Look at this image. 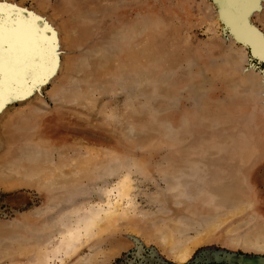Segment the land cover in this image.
Wrapping results in <instances>:
<instances>
[{"label":"rangeland","instance_id":"374dc122","mask_svg":"<svg viewBox=\"0 0 264 264\" xmlns=\"http://www.w3.org/2000/svg\"><path fill=\"white\" fill-rule=\"evenodd\" d=\"M240 1L222 0L236 25ZM0 6V264L36 250L47 264L264 252L263 214L243 207L264 204V59L214 0ZM245 7L264 40V0ZM78 225L82 242L59 251Z\"/></svg>","mask_w":264,"mask_h":264},{"label":"bare ground","instance_id":"6f19581e","mask_svg":"<svg viewBox=\"0 0 264 264\" xmlns=\"http://www.w3.org/2000/svg\"><path fill=\"white\" fill-rule=\"evenodd\" d=\"M224 7V6H223ZM225 9V8H224ZM231 22V21H230ZM238 30H239V32L243 35V37H246L247 39L249 38L248 36H247V33L243 30L242 31V29L240 28H238ZM249 40V39H248ZM250 41V40H249ZM260 42V41H259ZM261 43V42H260ZM255 45H258L259 46V44L257 43V42H255L254 41V47H255ZM262 53V52H261ZM262 54H264V53H262ZM126 188H123V190H125ZM121 190V189H120ZM119 190V191H120ZM126 192V190L122 193V194H124ZM122 194H120V195H122ZM119 195V196H120ZM116 207V206H115ZM113 208V207H112ZM113 211V210H112ZM103 212H106V213H104V222H106V223H108V222H110L114 217H112V216H114V215H110V213H111V211L109 212H107V211H103ZM100 218H102V216L100 217ZM66 219V218H65ZM103 219V218H102ZM84 221V220H83ZM103 221V220H102ZM84 222H87V224H84L85 225V232H87V230L90 228L91 230H92V228H95V227H97V226H99V220L97 219V218H91L90 220H86V221H84ZM81 225H82V223H80ZM83 226V225H82ZM93 226V227H92ZM92 227V228H91ZM80 225H78L77 227H75V229L74 228H71V227H67L66 229H64L63 231H61V232H59L60 233V235H62V240L60 241V244H61V247L59 248V251L61 250V251H64V252H67V251H69L68 250V248H69V245H70V248L69 249H71L72 248V246H76L77 245V243H79V241H80V237H82L81 235H80ZM84 230V229H83ZM81 232H82V230H81ZM84 232V231H83ZM88 234V233H87ZM261 235V234H260ZM83 237H85L84 235H83ZM45 238V237H44ZM48 240V239H47ZM80 242H82V240L80 241ZM44 244H46V245H49L50 243H47V241L45 240V242H44ZM256 244V243H255ZM47 247V246H46ZM48 248V247H47ZM56 248V247H55ZM260 249H263L264 250V246H262V247H260ZM47 253H49L48 251H44V252H41V251H38V250H36L35 252H33V254H29V260H30V264H47L46 263V259H47ZM187 254H188V251H187V247H183V249H181L179 252H177V255L179 256L178 258L180 259V260H186V258H187ZM263 263V262H262ZM28 264V263H27Z\"/></svg>","mask_w":264,"mask_h":264},{"label":"water","instance_id":"95a60500","mask_svg":"<svg viewBox=\"0 0 264 264\" xmlns=\"http://www.w3.org/2000/svg\"><path fill=\"white\" fill-rule=\"evenodd\" d=\"M217 4V6L219 7L220 9V13L223 17V20L225 21V23L231 25L233 27V30H234V33L235 35L243 42L245 43L251 53L254 55V56H258V57H261L262 59H264V54H262L260 51L261 50H258V48H255L254 47V41L257 42L258 44L261 42V45L264 46V40L261 39V37L253 30L249 27L246 19H245V9H246V3L248 2V0H241L240 1V4L238 5V7L234 10L235 13H237V17H238V23H239V20H240V23H241V26L239 27V29L241 28L242 30H246L248 33H247V36L249 37L248 40L246 37H243V35L239 32L238 30V26L239 25L237 22V25L230 22V16L226 13L224 7H223V4H222V0H214ZM226 8V7H225ZM227 9V8H226ZM260 41V42H259Z\"/></svg>","mask_w":264,"mask_h":264},{"label":"crops","instance_id":"0c3cea01","mask_svg":"<svg viewBox=\"0 0 264 264\" xmlns=\"http://www.w3.org/2000/svg\"><path fill=\"white\" fill-rule=\"evenodd\" d=\"M258 204V203H255ZM246 209H256L257 212L263 214L262 217H259L258 223L264 225V204L263 205H249L243 206ZM242 220L239 224H242V228L246 229L251 225L249 217L243 214L241 216ZM238 225L237 223L235 224ZM249 230V229H248ZM230 247V246H229ZM234 253L229 254L230 262L235 264H264V252H257L251 250H245L241 247H232ZM227 255V254H225ZM263 262V263H262Z\"/></svg>","mask_w":264,"mask_h":264},{"label":"snow or ice","instance_id":"6c2138e0","mask_svg":"<svg viewBox=\"0 0 264 264\" xmlns=\"http://www.w3.org/2000/svg\"><path fill=\"white\" fill-rule=\"evenodd\" d=\"M3 6H0L2 8ZM3 39V20L2 17H0V41Z\"/></svg>","mask_w":264,"mask_h":264}]
</instances>
